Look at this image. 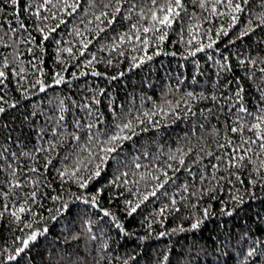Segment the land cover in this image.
<instances>
[{"label":"trees","instance_id":"16d2710c","mask_svg":"<svg viewBox=\"0 0 264 264\" xmlns=\"http://www.w3.org/2000/svg\"><path fill=\"white\" fill-rule=\"evenodd\" d=\"M163 4L0 0V264H264V0H182L170 26L151 19ZM129 121L136 135L80 188L99 163L85 147Z\"/></svg>","mask_w":264,"mask_h":264},{"label":"snow or ice","instance_id":"6c2138e0","mask_svg":"<svg viewBox=\"0 0 264 264\" xmlns=\"http://www.w3.org/2000/svg\"><path fill=\"white\" fill-rule=\"evenodd\" d=\"M5 2H10L12 5H16L18 0H5ZM47 2H48V0H45V4H47ZM248 2H249V0H228V7L231 9V11L233 13H239L242 10V3L246 4ZM152 3L155 5L157 3V0H152ZM216 3H220V0H216ZM43 6L44 5H41V7H43ZM201 6L203 7V3L201 4ZM182 7H183L182 0H165V4L161 5L160 8H159V12L163 13V15L162 16H158L157 12L153 11L152 14H151V19L153 21H156L158 24H160L162 26H170L171 23H172V19L179 15V12L177 10L182 8ZM212 10L215 13V11H216L215 6H213ZM116 11L119 12L120 9L117 7ZM102 15H106V14H102ZM114 18L115 17H113V19ZM97 19L99 20L100 17H97ZM237 19H238V17L234 15L232 17V24H235ZM112 22H113V20H108L109 24H111ZM261 22L264 23V17L261 18ZM232 24H230L229 27H232ZM21 27L23 28L24 25L22 24ZM133 27H135V26H133ZM13 31H15V29H13ZM41 31H43V29H41ZM51 31H54V29H52ZM149 31H150V29H148V28H144L143 29L144 33H148ZM157 31H159V29H157ZM224 34L227 35V31L226 30H224ZM165 35H166V33H165ZM165 35L159 36V40L163 41L165 39ZM241 35H247V32H241ZM45 39H47V36H45ZM136 39L139 40L140 37L137 36ZM142 43L144 44L145 47H147L149 42H148L147 39H143ZM84 47L86 48L87 44H85ZM207 47L211 48L212 44L211 43L208 44ZM200 50L201 49H197V51H200ZM64 51L71 52V49H64ZM189 54L190 55H195V53H189ZM133 59L135 60V58H133ZM145 59L150 60V59H152V57L151 56H147V54H146L145 55ZM88 63L90 64L91 61H89ZM141 63H143V60H141ZM22 71H23V69H21V72ZM262 71H264V69H262ZM94 74H96V73H94ZM4 76H5V73L3 71H0V78H2ZM54 82L56 84H60L62 82V77L58 76L55 79ZM0 83H3L2 79H0ZM36 84L40 86V91H44L45 88L47 87V85H44L42 83V81H40V80H37ZM192 95H193L192 93H188V96H192ZM0 99H2V97H0ZM4 110L5 109L2 106H0V112H3ZM240 111L241 112H246L247 110L245 108L241 107ZM153 114L145 113L144 115H145V117H147L150 120L151 119V115H153ZM60 119L62 120L63 117H61ZM257 119H258L259 122L256 123V124H253L252 128L253 129H259L260 131L257 132V136L260 137L261 139H264V135H262V133H264V129L261 128V125L264 124V117H258ZM140 123H143V121L141 120ZM88 127L90 128L91 125H89ZM116 128H117V131L115 133H113L106 141L103 142V144L105 146L99 148V153H103V155H99V153H97L94 156V153L91 150H89L87 147H85L84 150L88 151V155H89V158H90L89 163H91L92 159H94V158H98L99 159V163L95 164V172L92 175H90L87 179H84L83 177H76V182L79 184L80 188H87L88 182L91 179H93L94 177H98L101 174V165L104 164L105 161L108 159L109 154H111L112 152L116 151V148L119 146L120 143H122L124 140H129V139L132 138L133 135H136V132L134 130V125H133V123L131 121H129L127 123H123V124H118V125H116ZM53 131H55V130H53ZM232 131L236 132V131H238V129L237 128H232ZM129 132L131 133V135L128 134ZM73 138L77 142L80 139V137L78 135H74ZM261 148L264 149V144H261ZM38 151H39V149H38ZM236 151L239 152L240 149L238 148ZM245 155H246V153H245ZM244 158H245L244 156H239L238 158L237 157H233L232 161L230 162V166L231 167H239L240 166L239 161L244 160ZM170 159H175V157H170ZM179 163L181 165H183L184 164V160L181 158L179 160ZM9 167H11V165H9ZM45 167H47V165H45ZM84 167L87 168L88 165H84ZM137 167L139 168L140 165L137 164ZM169 167H171V165H169ZM261 167H264V163L261 164ZM31 171L32 172H36L37 169L36 168H32ZM77 171H79V169H77ZM59 175H60L61 179L63 180V178L66 175H68V173H67V171H62V172H59ZM71 175L75 177L76 176V172H73ZM149 175H151V174H149ZM164 175L166 176L167 173H164ZM152 179L153 180H157V181L159 180V178L156 177V176H152ZM252 183H255V181H253ZM15 186L16 187H20L19 183H17ZM162 187H163V183H159L158 182L156 184V188L154 190L149 192L147 195L143 196V199L141 200V203H143V201L148 200L150 196H155L156 195V189H159V188H162ZM101 191H102V189H98L97 193L94 196L91 197V201L90 202L92 204H96L97 203L98 197H99V194H100ZM31 195L33 197H35L36 193L33 192V193H31ZM53 199H59V197H54ZM233 199H237V198L234 197ZM126 203L131 205V201H128ZM172 203L175 204L176 201L173 200ZM239 203H243V200L240 199ZM138 207H139V204H137L135 206H132L131 207V212H135ZM65 208L68 209L69 211L71 210L68 207V205H65ZM166 209H167V206H165L164 209H161V213H163ZM25 210H26L25 207L22 205L18 209V212L22 213ZM131 212L129 214H131ZM206 212H207V210H206ZM229 214H231V213H229ZM12 215L15 216L17 220L20 219L19 215H17V212H13ZM105 215H108V213H105ZM53 219H55V217H53ZM200 223H201V221H197L196 223H193L191 225V228L192 229H196L199 226ZM26 227L30 228L31 224L26 225ZM47 231H48V229H46V228L43 231H41V232L33 231L30 235L27 236V238H25V239H23L21 241L22 247H18L16 249V255L8 256L7 259L10 260V261L16 260L17 256L19 254L23 253L25 251V249H27L29 247L31 242L36 241L38 236L43 235ZM180 231H184V229H180ZM160 235L164 236V235H166V233L161 232ZM253 251H250L248 254L252 255ZM165 259H167V257H165Z\"/></svg>","mask_w":264,"mask_h":264}]
</instances>
